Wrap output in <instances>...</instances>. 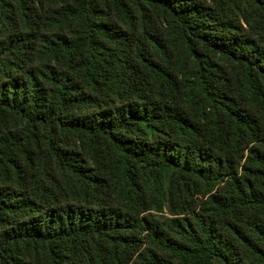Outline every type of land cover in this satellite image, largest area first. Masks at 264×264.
I'll use <instances>...</instances> for the list:
<instances>
[{"label": "trees", "instance_id": "trees-1", "mask_svg": "<svg viewBox=\"0 0 264 264\" xmlns=\"http://www.w3.org/2000/svg\"><path fill=\"white\" fill-rule=\"evenodd\" d=\"M0 264H264V0H0Z\"/></svg>", "mask_w": 264, "mask_h": 264}]
</instances>
